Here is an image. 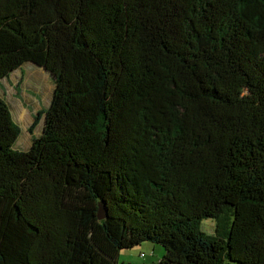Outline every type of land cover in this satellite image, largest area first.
Segmentation results:
<instances>
[{"label":"trees","instance_id":"16d2710c","mask_svg":"<svg viewBox=\"0 0 264 264\" xmlns=\"http://www.w3.org/2000/svg\"><path fill=\"white\" fill-rule=\"evenodd\" d=\"M27 63L52 92L25 149L0 95V264H264V0H0V89Z\"/></svg>","mask_w":264,"mask_h":264},{"label":"rangeland","instance_id":"374dc122","mask_svg":"<svg viewBox=\"0 0 264 264\" xmlns=\"http://www.w3.org/2000/svg\"><path fill=\"white\" fill-rule=\"evenodd\" d=\"M52 84L49 76L43 71L25 64L20 71L13 73L9 79L2 82L0 95L5 98L11 108L13 119L19 124L22 134L18 144L27 148L32 138L38 134L42 120L33 126L37 113L46 108L51 97ZM32 128V132L30 129ZM201 231L213 234L215 221L204 219L200 226ZM152 248L155 249L153 252ZM141 254L144 257H141ZM164 254L160 245L144 243L130 250H123L119 254L118 263L156 264Z\"/></svg>","mask_w":264,"mask_h":264},{"label":"water","instance_id":"95a60500","mask_svg":"<svg viewBox=\"0 0 264 264\" xmlns=\"http://www.w3.org/2000/svg\"><path fill=\"white\" fill-rule=\"evenodd\" d=\"M104 216V213L101 211L100 218Z\"/></svg>","mask_w":264,"mask_h":264},{"label":"crops","instance_id":"0c3cea01","mask_svg":"<svg viewBox=\"0 0 264 264\" xmlns=\"http://www.w3.org/2000/svg\"><path fill=\"white\" fill-rule=\"evenodd\" d=\"M152 250H153V252H155V249L154 248H152Z\"/></svg>","mask_w":264,"mask_h":264},{"label":"built area","instance_id":"2783aa9c","mask_svg":"<svg viewBox=\"0 0 264 264\" xmlns=\"http://www.w3.org/2000/svg\"><path fill=\"white\" fill-rule=\"evenodd\" d=\"M144 255L143 254H141V257H143Z\"/></svg>","mask_w":264,"mask_h":264}]
</instances>
